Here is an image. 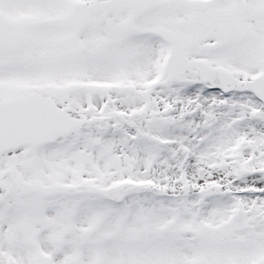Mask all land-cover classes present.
Listing matches in <instances>:
<instances>
[{"label": "snow or ice", "instance_id": "obj_1", "mask_svg": "<svg viewBox=\"0 0 264 264\" xmlns=\"http://www.w3.org/2000/svg\"><path fill=\"white\" fill-rule=\"evenodd\" d=\"M0 264H264V0H0Z\"/></svg>", "mask_w": 264, "mask_h": 264}]
</instances>
